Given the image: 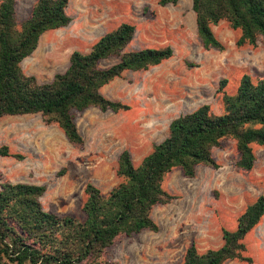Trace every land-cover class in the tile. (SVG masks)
<instances>
[{"label": "rangeland", "instance_id": "obj_1", "mask_svg": "<svg viewBox=\"0 0 264 264\" xmlns=\"http://www.w3.org/2000/svg\"><path fill=\"white\" fill-rule=\"evenodd\" d=\"M36 1L16 0L18 23L30 16ZM191 6L192 0L166 6L158 0H69L68 26L43 34L21 64L23 72L39 83L63 73L73 52H89L100 37L124 23L135 28L126 51L170 47L173 55L148 70L125 72L101 90L106 99L127 105V111L89 108L76 113L83 140L79 147L68 143L56 125H46L40 114L2 117L0 147L7 146L12 155L0 156V184L43 186L39 202L44 211L84 221L85 187L91 184L103 195L115 187L123 151L130 153L134 166L139 165L167 137L173 119L202 105L221 114L222 94H234L242 76L264 79L262 44L237 47L239 31L222 21L211 29L223 50H205L196 35ZM253 153V168L239 169L235 142L228 139L212 151L217 168L200 165L193 178L172 170L164 187L175 198L151 213L158 231L116 238L102 260L180 264L191 245L200 253L221 247L222 229L234 231L246 207L264 197V147L253 146ZM244 244L250 264H264V217Z\"/></svg>", "mask_w": 264, "mask_h": 264}, {"label": "trees", "instance_id": "obj_2", "mask_svg": "<svg viewBox=\"0 0 264 264\" xmlns=\"http://www.w3.org/2000/svg\"><path fill=\"white\" fill-rule=\"evenodd\" d=\"M178 1L158 0V4ZM15 4L16 0H0V119L40 114L46 125H56L77 147L83 140L74 121L76 113L89 108L127 111V105L106 99L101 90L125 72L148 70L173 55L170 47L126 51L135 28L124 23L100 37L89 52H73L63 73L39 83L23 72L21 64L36 50L43 34L68 26L69 0H37L30 16L20 23ZM191 8L205 50H223L211 29L222 21L239 31L237 47H255L258 42L264 47V0H192ZM221 103V114L202 105L173 119L167 137L137 166L123 151L115 187L106 195L91 184L85 187L84 221L44 211L39 202L43 186L0 184V264H117L102 260L116 238L158 231L151 213L175 198L164 187L172 170L193 178L200 165L217 168L212 151L230 139L239 154L236 166L250 171L253 146L264 147V79L242 76L235 93H223ZM11 155L7 146L0 147L1 157ZM263 217L264 197L259 196L239 216L234 231L222 229L221 247L200 253L191 245L180 264H250L244 239Z\"/></svg>", "mask_w": 264, "mask_h": 264}]
</instances>
